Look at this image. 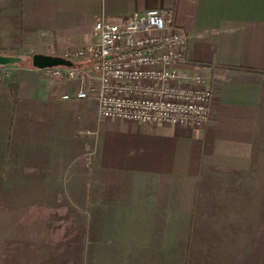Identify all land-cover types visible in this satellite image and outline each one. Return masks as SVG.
I'll return each mask as SVG.
<instances>
[{"label": "crops", "instance_id": "0c3cea01", "mask_svg": "<svg viewBox=\"0 0 264 264\" xmlns=\"http://www.w3.org/2000/svg\"><path fill=\"white\" fill-rule=\"evenodd\" d=\"M149 9L189 33L209 122L101 118L94 78L77 98L80 78L6 65L0 264H264V0H0V48L61 55Z\"/></svg>", "mask_w": 264, "mask_h": 264}, {"label": "built area", "instance_id": "2783aa9c", "mask_svg": "<svg viewBox=\"0 0 264 264\" xmlns=\"http://www.w3.org/2000/svg\"><path fill=\"white\" fill-rule=\"evenodd\" d=\"M93 36L90 44L61 54L88 65L49 68L81 79L77 98L88 97L83 81L94 78L101 118L197 128L209 122L213 89L201 73L181 72L179 66L188 63L189 33L173 23L171 13L149 9L117 21L101 17ZM8 74L1 65L0 80Z\"/></svg>", "mask_w": 264, "mask_h": 264}, {"label": "water", "instance_id": "95a60500", "mask_svg": "<svg viewBox=\"0 0 264 264\" xmlns=\"http://www.w3.org/2000/svg\"><path fill=\"white\" fill-rule=\"evenodd\" d=\"M20 58L9 54L0 53V66L16 63ZM32 66L37 68H49L54 66H73L74 62L60 54H46L36 52L31 58Z\"/></svg>", "mask_w": 264, "mask_h": 264}, {"label": "rangeland", "instance_id": "374dc122", "mask_svg": "<svg viewBox=\"0 0 264 264\" xmlns=\"http://www.w3.org/2000/svg\"><path fill=\"white\" fill-rule=\"evenodd\" d=\"M45 38V36H42ZM41 47L40 41L35 39V42L32 44L27 39H24L21 42L7 45V47H1L0 53L9 54L20 58L15 64L18 65H29L31 63V58L37 49ZM66 51V50H65Z\"/></svg>", "mask_w": 264, "mask_h": 264}, {"label": "bare ground", "instance_id": "6f19581e", "mask_svg": "<svg viewBox=\"0 0 264 264\" xmlns=\"http://www.w3.org/2000/svg\"><path fill=\"white\" fill-rule=\"evenodd\" d=\"M74 66V65H73Z\"/></svg>", "mask_w": 264, "mask_h": 264}, {"label": "trees", "instance_id": "16d2710c", "mask_svg": "<svg viewBox=\"0 0 264 264\" xmlns=\"http://www.w3.org/2000/svg\"><path fill=\"white\" fill-rule=\"evenodd\" d=\"M75 49V48H74Z\"/></svg>", "mask_w": 264, "mask_h": 264}]
</instances>
